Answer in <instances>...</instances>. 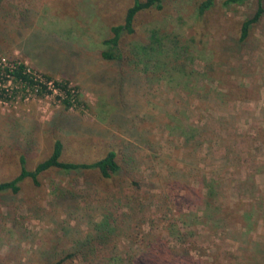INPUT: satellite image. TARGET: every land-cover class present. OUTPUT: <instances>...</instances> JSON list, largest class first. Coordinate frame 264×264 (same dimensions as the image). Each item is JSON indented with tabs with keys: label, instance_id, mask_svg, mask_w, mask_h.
<instances>
[{
	"label": "rangeland",
	"instance_id": "rangeland-1",
	"mask_svg": "<svg viewBox=\"0 0 264 264\" xmlns=\"http://www.w3.org/2000/svg\"><path fill=\"white\" fill-rule=\"evenodd\" d=\"M134 1L0 0V63L53 82L0 75V181L57 139L65 161L113 149L123 167L54 168L1 193L0 264H137L159 244L199 264H264V17L240 41L254 0L204 15L203 0H163L123 36L125 59H104Z\"/></svg>",
	"mask_w": 264,
	"mask_h": 264
},
{
	"label": "trees",
	"instance_id": "trees-1",
	"mask_svg": "<svg viewBox=\"0 0 264 264\" xmlns=\"http://www.w3.org/2000/svg\"><path fill=\"white\" fill-rule=\"evenodd\" d=\"M217 0H203L199 6V14L204 15L210 10ZM250 0H223L224 5L230 4H243ZM255 10L252 15L245 19L241 24L240 41H246L254 26L259 24L264 17V0H254ZM152 8L162 9L163 0H135L133 4L127 9L124 22L111 27L112 35L105 39L104 44L106 48L101 52L104 59L122 61L125 59V52L122 48V39L126 34H133L136 31L135 20L137 15L144 10ZM9 73V69H2L0 67V74ZM13 79L21 81L28 86L35 87V80L33 75L27 72V68L23 63H20L11 72ZM56 86H60L59 82H56ZM46 87L44 86V89ZM62 89L66 90L67 96L63 99V102L67 108L72 107V93L67 89V84L62 86ZM41 90L40 92H42ZM46 91V89L44 90ZM64 153V143L61 139H57L51 155L39 162L35 168L29 169L27 166V160L24 155L20 157V172L11 180L0 181V194L11 191L17 194L21 191V183L26 178H31L37 185L40 184L39 177L45 171L50 169H60L66 172H81L83 170H97L104 178H114L120 175L123 171L122 165L118 160V153L115 150H109L108 153L93 162H75L65 161L62 156ZM137 185L139 183L137 182ZM111 218H104L100 224L105 228L106 233L115 232L117 230V224H112ZM184 255L174 252L171 247H165L164 244L154 245L148 251L140 253L136 256L137 264H199L197 260L193 258L188 249L184 250ZM73 254H69L63 259L53 264H63Z\"/></svg>",
	"mask_w": 264,
	"mask_h": 264
},
{
	"label": "built area",
	"instance_id": "built-area-1",
	"mask_svg": "<svg viewBox=\"0 0 264 264\" xmlns=\"http://www.w3.org/2000/svg\"><path fill=\"white\" fill-rule=\"evenodd\" d=\"M3 61H5V60H3ZM17 65H18L17 63L5 64V65L3 63H0V67L2 69H4V72H5V69H7V68L9 69V73L6 72V73L0 74V75H2V77H7L10 80H11V78L13 79V75L11 74V72L16 68ZM27 72H29L32 75V73L28 69H27ZM33 77H34V80H35L36 84H35V87H32V88L34 90H36L37 92L38 91H41V89L43 90L44 89V86L46 87L45 89L50 88L49 84L50 83H53L52 81H48V82H45V83L38 82L39 80H37L35 78V76H33ZM17 82H19V81H17ZM20 83L23 84V85H26L25 83H22L21 81H20Z\"/></svg>",
	"mask_w": 264,
	"mask_h": 264
}]
</instances>
